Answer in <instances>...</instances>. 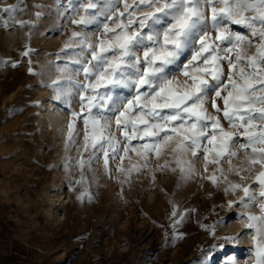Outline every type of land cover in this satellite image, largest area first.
Masks as SVG:
<instances>
[{
	"label": "rangeland",
	"instance_id": "obj_1",
	"mask_svg": "<svg viewBox=\"0 0 264 264\" xmlns=\"http://www.w3.org/2000/svg\"><path fill=\"white\" fill-rule=\"evenodd\" d=\"M91 2L96 3V8L86 12ZM102 2L103 7L101 0H0V24L6 25L0 27V219L8 240H14L16 264H201L206 259H211V264H224L226 260L256 264V232L245 225L248 214L264 216V198L259 196L261 188L256 180L264 167H249L247 161L249 157L260 159L259 152L253 153L252 148L264 146L241 148V144H247L243 129L231 128L223 111L215 112L212 101L216 100L222 110L223 100L214 93L204 106L209 113L219 115L225 130L235 133L236 142L229 151L237 155L226 154L219 165L207 163V171L203 147L196 156L191 149L173 152L178 137L168 142L159 155L149 152L145 159L131 150L125 155V139L106 107H94L92 117L107 125L105 136L119 141L115 154L108 148L107 170L102 153L92 149L91 139L88 150H84L86 131L89 137L92 135L91 124L86 129L84 123L88 111H82L80 94L84 90L79 87L87 83L79 70L91 60L92 49L87 45L95 47L101 39H114L111 33H105V24L117 28L121 22L127 25L130 19L153 10L140 5V0ZM125 3L130 6L127 10ZM14 5L20 11L18 16L12 13L16 16L12 22L4 10ZM200 8L210 24L211 10L203 0ZM93 12L97 13L95 17ZM82 17L92 23H76ZM230 27L251 41L227 53L232 62L237 63L235 57L240 51L246 56L255 55L259 38L244 26ZM256 29H261L258 21ZM131 30L140 31L136 24ZM73 33L78 35L73 37ZM207 33L214 40L216 32L211 26ZM215 43L225 49L233 46ZM199 47L197 41L183 63L172 69L168 78L174 82V92L182 93L192 84L184 76L185 66L205 67L200 60L192 61ZM219 55L223 57L225 52ZM248 63L244 59L233 70L226 59H221L223 83L228 84L229 75L238 79L240 68L251 72ZM258 67L264 69V64ZM189 71L190 75L196 74L191 68ZM202 78L212 83L211 77ZM99 91L103 94L106 89ZM119 94L134 99L128 90H119ZM226 95L227 91L222 92V96ZM73 113L78 114L75 120ZM254 123L257 133L264 130V121L257 119ZM145 141L133 140L131 145L142 151ZM202 145L211 147L206 140ZM177 157L186 169L191 167V174L181 172ZM214 158L215 152H210L209 161ZM166 162L168 166L163 167ZM217 167L223 175L216 171L214 184L208 177ZM120 168L123 171H118ZM237 169L241 170L239 175ZM231 184L241 188L233 191ZM243 187L255 196L247 206L239 203L249 199L244 197ZM181 216V222L173 227L174 220ZM177 234H183L182 238L177 239ZM235 236L239 238L224 239ZM214 245L219 247L208 252Z\"/></svg>",
	"mask_w": 264,
	"mask_h": 264
},
{
	"label": "snow or ice",
	"instance_id": "obj_2",
	"mask_svg": "<svg viewBox=\"0 0 264 264\" xmlns=\"http://www.w3.org/2000/svg\"><path fill=\"white\" fill-rule=\"evenodd\" d=\"M200 4L201 0H165L163 3H160V0H140V5L153 10L144 12L135 19H130L127 25L121 22L117 25L119 32L117 28H109L105 24V33H111L114 39H101L95 47L92 44L87 45L92 49L91 60L79 69L84 73L87 83H82L79 87L84 90L80 94L82 111L84 108L88 111V117L84 119V123L86 129L91 124L92 135L89 137L86 131L84 150H88V141L91 139L92 149L101 152L104 157L106 170L109 158L108 148L110 147L115 154V145L119 141H116L114 137L105 136L107 125L101 124L100 119L92 117L94 107H106L110 115L115 117L117 130L125 139L123 148L125 155L129 150L137 152L145 159L149 152H156L159 155L168 142L178 137L179 142L173 152L191 149L192 155L196 156L197 151L203 147V158L206 162L204 168L207 171V163L219 165L220 159L226 154L229 157L237 155L236 152L229 151V146L236 142L235 133L225 130L221 125L219 115L209 113L204 106L207 97L214 93L216 98L223 100L222 110L216 100L212 101V108L215 112L219 114L223 111V118L229 122L231 128L243 129L242 135L247 138V144H241V148L252 144L264 146V130L257 133L254 123L257 119L264 121V106L255 107L258 103L264 105V76H262L264 69L258 67L259 64H264V0H258V2L254 0H203L204 6L211 10L210 24L205 19ZM217 4L220 7H217ZM101 7H103L102 0ZM129 7L125 3V9ZM95 8L96 3L91 2L85 11ZM19 11V6L14 5L10 9H5L4 15L15 22ZM246 12H252L254 15L246 16ZM91 15L95 17L97 13L93 12ZM257 21L261 25L259 31L256 29ZM76 23L90 24L92 21L82 17ZM133 24H136L140 31L131 30ZM230 25L244 26L251 30L252 36L259 38L261 43L255 55L246 56L240 51L235 57L237 63L232 62L227 53L236 51L241 45L246 42L251 43V41H246L244 35L236 34ZM2 26L6 25L0 24V27ZM210 26L216 32L214 40L207 33ZM77 35L73 33V37ZM197 41L200 47L196 55L192 56V61L200 60L205 67L185 66L184 76L190 79L192 84L182 93L174 92L171 87L174 82L168 77L173 68L183 63L186 53L191 52ZM215 41L221 44L226 42L233 46L225 49ZM139 52L143 53L142 57L137 54ZM220 52H225V55L221 57ZM27 54V52L24 53V55ZM221 59H226L229 68L233 70L237 68L239 62L247 59L248 67L252 71L246 72L244 68H240L238 79L229 75L228 84H224L221 79L224 75L220 66ZM190 68L196 74L190 75ZM29 71L31 72V69ZM202 76L211 77L212 83ZM229 87L231 90H228ZM100 88H105L106 91L101 94ZM119 90H128L129 95L134 94V99L122 97ZM224 91H227L226 96H222ZM162 109L170 111L164 113ZM77 115L73 113V120ZM146 137L149 138L147 141H145ZM217 137L220 138L218 143ZM133 140L145 141L142 144V151L131 145ZM204 140L211 147L203 146L202 141ZM210 152H215V158L211 161H209ZM252 152H259L261 158L249 157L247 161L249 167L254 164L264 167V147L259 149L253 147ZM120 159L123 161L124 156ZM79 163L83 167L85 162L81 158ZM176 164L181 172L191 174V167L186 169L179 157L176 158ZM167 166L166 162L163 167ZM118 171H123V169L120 168ZM216 171H220L223 175V170L217 167L212 176L208 177L214 184L217 182ZM235 171L239 175L241 170ZM224 178L227 179V177ZM256 180L261 188L259 196L264 198V171L257 175ZM238 188H241V185H230L233 191ZM228 190L225 189V191ZM242 191L244 197L249 199L248 201L241 199L239 203L241 206H247V203L255 200V196L250 195L248 187H243ZM232 206L233 202L230 201L229 207ZM261 210L264 212V204L261 205ZM172 215L176 217L177 213L173 211ZM182 219L183 216L175 219L172 226L178 225ZM247 220L249 222L245 227L255 229L256 232V236L253 237L256 245V264H264V239H262L264 237V216L248 214ZM211 234L215 235L214 229ZM182 235L177 234L176 238H182ZM238 238L239 236L224 239ZM216 247L219 246L214 245L208 252ZM208 252L204 253L205 257ZM201 264H211V259L202 260ZM224 264H234V260H226Z\"/></svg>",
	"mask_w": 264,
	"mask_h": 264
},
{
	"label": "crops",
	"instance_id": "obj_3",
	"mask_svg": "<svg viewBox=\"0 0 264 264\" xmlns=\"http://www.w3.org/2000/svg\"><path fill=\"white\" fill-rule=\"evenodd\" d=\"M7 234L4 222L0 219V264H16L15 243L14 240H8Z\"/></svg>",
	"mask_w": 264,
	"mask_h": 264
}]
</instances>
